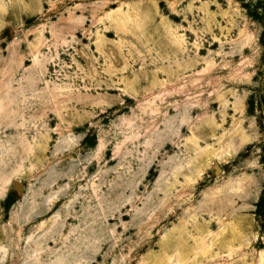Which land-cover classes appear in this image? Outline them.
I'll use <instances>...</instances> for the list:
<instances>
[{
    "label": "rangeland",
    "instance_id": "rangeland-1",
    "mask_svg": "<svg viewBox=\"0 0 264 264\" xmlns=\"http://www.w3.org/2000/svg\"><path fill=\"white\" fill-rule=\"evenodd\" d=\"M263 186L264 0H0V264H264Z\"/></svg>",
    "mask_w": 264,
    "mask_h": 264
},
{
    "label": "trees",
    "instance_id": "trees-1",
    "mask_svg": "<svg viewBox=\"0 0 264 264\" xmlns=\"http://www.w3.org/2000/svg\"><path fill=\"white\" fill-rule=\"evenodd\" d=\"M15 202H16V198L12 194H8V196L4 200L5 209L8 211ZM256 216L262 220L260 223V227L262 233L264 234V186H263L262 197L256 208Z\"/></svg>",
    "mask_w": 264,
    "mask_h": 264
},
{
    "label": "bare ground",
    "instance_id": "bare-ground-1",
    "mask_svg": "<svg viewBox=\"0 0 264 264\" xmlns=\"http://www.w3.org/2000/svg\"><path fill=\"white\" fill-rule=\"evenodd\" d=\"M177 254L180 255V256H179L180 258H183V257H182V254H183V250H182V249H180L179 251H177Z\"/></svg>",
    "mask_w": 264,
    "mask_h": 264
}]
</instances>
